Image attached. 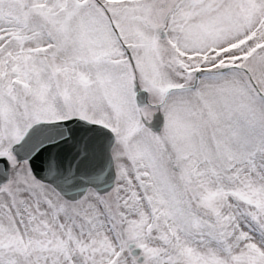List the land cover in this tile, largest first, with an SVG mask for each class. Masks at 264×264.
<instances>
[{"label":"snow or ice","instance_id":"snow-or-ice-1","mask_svg":"<svg viewBox=\"0 0 264 264\" xmlns=\"http://www.w3.org/2000/svg\"><path fill=\"white\" fill-rule=\"evenodd\" d=\"M0 264H264V0H0Z\"/></svg>","mask_w":264,"mask_h":264}]
</instances>
